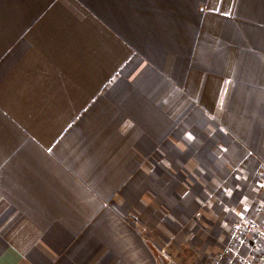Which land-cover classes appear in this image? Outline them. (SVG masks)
<instances>
[{"label": "crops", "instance_id": "1", "mask_svg": "<svg viewBox=\"0 0 264 264\" xmlns=\"http://www.w3.org/2000/svg\"><path fill=\"white\" fill-rule=\"evenodd\" d=\"M263 192L264 0H0V264L202 257Z\"/></svg>", "mask_w": 264, "mask_h": 264}, {"label": "built area", "instance_id": "2", "mask_svg": "<svg viewBox=\"0 0 264 264\" xmlns=\"http://www.w3.org/2000/svg\"><path fill=\"white\" fill-rule=\"evenodd\" d=\"M263 204L256 209L263 214ZM216 264H264V222L250 219L246 215L231 227L229 238L216 254Z\"/></svg>", "mask_w": 264, "mask_h": 264}, {"label": "rangeland", "instance_id": "3", "mask_svg": "<svg viewBox=\"0 0 264 264\" xmlns=\"http://www.w3.org/2000/svg\"><path fill=\"white\" fill-rule=\"evenodd\" d=\"M263 201H264V192L261 198L258 201H256L252 210V214L249 215L246 214V216L250 219H254L260 223H263L264 212L263 214L256 213L257 206L259 204H263ZM230 231H231V227L230 229H228L227 232L225 231V232H217V233L185 234V238H187L190 245L199 242V240L205 239L204 241L207 242V249L206 251L202 249L201 252H203L202 253L203 256L202 257L200 255L197 256V254L194 253L195 252L194 248L188 247V245H182L180 246V248L173 249L171 252L167 250L168 254L170 253L169 255L171 256V260H168L169 262L168 261L167 262L169 264H198V262L202 264H216V254L219 252L221 248L225 246L229 238ZM187 240L185 239L184 241ZM177 245H179V243ZM196 256L199 259H197Z\"/></svg>", "mask_w": 264, "mask_h": 264}]
</instances>
